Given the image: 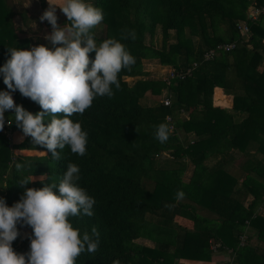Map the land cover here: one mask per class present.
<instances>
[{"label": "trees", "instance_id": "trees-1", "mask_svg": "<svg viewBox=\"0 0 264 264\" xmlns=\"http://www.w3.org/2000/svg\"><path fill=\"white\" fill-rule=\"evenodd\" d=\"M85 2L104 14L101 24L91 30L97 46L116 39L136 62L131 70L119 73L120 88L112 86L111 98L97 96L83 115L69 117L88 134L84 156L72 153L66 145L57 150L61 159L55 160L30 136L13 145L0 131V198L12 207L27 188L58 186L71 163L80 169L78 186L96 203L92 217L81 213L68 220L81 237L85 232L91 235L93 227L100 234L97 251L81 253L75 264H113L117 260L120 264H209L220 258L208 250L209 243L220 245L218 253L230 249L231 264H264V13L255 21L246 20V41L235 28L245 20L247 10L260 8L263 0ZM23 3L0 0V67L10 59L8 49L52 48L47 39L28 37L36 32L31 24L44 27L46 36L51 34V25L40 21L48 3L37 0L39 16ZM58 25L67 27L70 22L64 15ZM156 29L161 37L153 45ZM132 32L135 40L129 35ZM231 41L236 42L232 52L201 62L206 50ZM89 56L95 59L94 52ZM146 60L174 71L184 70L192 61L198 65L183 80H165L160 75L147 79L157 73L142 70ZM126 79L133 80L132 84ZM215 88L231 97L229 109L212 106ZM2 91L9 90L0 74ZM162 91L165 95L161 97ZM10 94L26 111L34 115L42 111L18 90ZM219 98L215 90V104ZM4 115L5 123L11 124L8 130L23 134L14 111ZM50 120L45 117L46 124ZM161 124L179 127L174 134L169 131L164 143L155 136ZM190 135L192 144L187 140ZM215 146L222 151L205 156L204 150ZM14 150H41L47 155L21 156ZM208 160L216 161L208 165ZM232 161L236 167L231 166ZM17 163L23 165L21 170L16 169ZM187 165L194 166L196 175L183 183L181 175ZM30 176H45L46 180L21 186ZM180 191L182 199L177 198ZM17 228L27 235L21 239L19 235L12 247L16 253L26 254L32 229ZM241 237L243 245L239 246ZM140 239L151 246L139 245Z\"/></svg>", "mask_w": 264, "mask_h": 264}, {"label": "clouds", "instance_id": "clouds-1", "mask_svg": "<svg viewBox=\"0 0 264 264\" xmlns=\"http://www.w3.org/2000/svg\"><path fill=\"white\" fill-rule=\"evenodd\" d=\"M48 5L40 21H47L52 27L51 34L45 37L52 48L41 45L30 50L8 49L10 59L0 67L3 83L9 90L0 92V131L5 127V112L13 110L16 125L24 136H30L35 145L46 148L53 159L60 160L57 150L66 145L74 154L86 153L88 134L69 117L83 115L97 96L111 98L112 86L120 88L119 73L131 70L136 61L116 39H107L97 46L91 30L104 20L101 9L85 0H64L61 7L49 2ZM57 8L67 17L69 26L58 25ZM129 35L135 40L134 32ZM93 52L94 60L89 56ZM17 90L42 111L34 115L17 106L10 94ZM48 116L51 120L46 124ZM155 136L159 142H166L168 125H159ZM22 168V164H16L17 170ZM79 173V167L70 163L58 186L53 183L41 189L27 188L12 207L0 198V264H75L81 253L97 251L100 243L97 229L93 227L91 235L85 232L81 237L68 220L81 213L94 215L96 201L78 186ZM35 179L30 176L20 185L26 186ZM39 180L44 183L46 177ZM183 197L182 191L177 193L178 199ZM17 225L32 229L30 251L26 254H18L12 247L20 235Z\"/></svg>", "mask_w": 264, "mask_h": 264}, {"label": "built area", "instance_id": "built-area-1", "mask_svg": "<svg viewBox=\"0 0 264 264\" xmlns=\"http://www.w3.org/2000/svg\"><path fill=\"white\" fill-rule=\"evenodd\" d=\"M264 13V0H263V5L260 8H256V7H250L247 12L245 13V20L244 21H240L236 24L235 28L238 32V35L240 37L241 40L246 41L249 35V28L248 25L246 23V20H253L255 21L257 16ZM236 42H227V43H223V44H217L215 45L213 48H210L208 50H206L201 57V62H207L212 60L213 58L217 57L220 54H226V53H230L235 49V44ZM198 63L197 61H192L189 63V65L184 69V70H180V71H174L173 69L169 68L167 75H165V80H169L172 79L174 77L183 80L185 78H189L191 77L193 71L196 69ZM164 105H167L168 102L166 100H164L163 102ZM166 121L169 122V119L166 117ZM8 126L9 123L6 122L5 123V128L3 129V131H1V133L3 134V136L7 139V141H9L12 144V132L10 130H8ZM169 131L171 133H174L175 130L172 127V125L169 126ZM246 223V222H245ZM247 224V223H246ZM243 245V237L240 238V242H239V246ZM209 246L211 247V251L214 252L211 253L213 255H217L216 252H218V248H219V244L218 243H209ZM232 255L233 252L230 249H225L223 252L218 253V256H221V258H217L220 260V262L218 263L216 260H212L209 262V264H231L232 263ZM217 257V256H215ZM184 264H193V263H184ZM204 264V263H203Z\"/></svg>", "mask_w": 264, "mask_h": 264}, {"label": "rangeland", "instance_id": "rangeland-1", "mask_svg": "<svg viewBox=\"0 0 264 264\" xmlns=\"http://www.w3.org/2000/svg\"><path fill=\"white\" fill-rule=\"evenodd\" d=\"M47 2H49V3H51L52 1L53 2H55L56 0H46ZM60 2V4H57V6L58 7H61V6H63V3H64V0H59L58 2H55V3H59ZM23 4H25L24 6L25 7H30V10L32 11V9H34V10H36L34 13L36 14V16H39L38 15V3L36 2V0H24V3ZM32 7H34V8H32ZM61 13V10L58 8L57 10H56V16L58 17V20H57V23H58V21H60V19L62 18V16H64V14L63 15H61V16H59V14ZM37 25H35V24H31V28H32V31H36V32H33L32 33V36H29L28 35V37H30V39H45V37H46V34L44 33V27H38ZM97 35H99V31H97ZM171 34L170 35H172V32H170ZM160 32L158 31V29H156L155 30V32H154V35H153V38H152V43H153V45L155 44V45H158L159 44V42H160ZM172 38V37H171ZM148 39H149V37L146 35L145 36V43L146 44H148ZM172 40V39H171ZM31 47H32V45H31ZM34 47V46H33ZM169 66H162V65H159L157 62H155V61H153V60H146V61H143L142 62V70L144 71V72H155V73H157V75H155V76H148V78L147 79H155L158 75H160L161 77H165V75H167V72H168V70H169ZM146 78V77H145ZM144 78V79H145ZM126 81H128L127 83L128 84H132V82H133V80H131V79H126ZM213 94V93H212ZM165 95V91H162L161 92V97L162 96H164ZM174 128V130L175 129H178V128H176V127H173ZM172 134H174V133H172ZM177 136H178V134H176ZM178 138H179V136H178ZM193 135H190L188 138H187V140H188V143L189 144H192L193 143ZM187 146H184V147H182V148H186ZM215 151H222V147H218V146H215V147H210V148H208V149H206V150H204V154H205V156H209L211 153H213V152H215ZM163 155L165 156L166 154L165 153H163ZM237 156V155H236ZM235 156V157H236ZM238 158V157H237ZM215 161L216 160H208L207 162H208V165H211V164H213V163H215ZM188 166H191V165H187V167ZM231 166L232 167H236V164L232 161L231 162ZM193 170H194V166H191L190 168H189V170H187V171H184L183 173H182V175H181V179H182V181H183V183H185V182H187L188 180H191V178H192V176H193V174L194 175H196L194 172H193ZM230 172H231V170H230ZM232 173V172H231ZM36 178V177H35ZM39 178L40 177H38V178H36L35 179V181H37V180H39ZM239 178V177H238ZM238 181L240 182V179H238ZM27 235V232H25V231H23L21 234H20V239L21 238H24L25 236ZM137 243L139 244V245H145V246H151V244L149 243V242H147V241H145V240H142V239H140V240H138L137 241ZM208 250H210L211 251V247L209 246L208 247ZM212 252V251H211ZM212 253H214V252H212ZM217 253V255H218V252H216ZM221 253V252H220ZM220 258H221V256H220ZM214 260H216L218 263L220 262V260L219 259H214Z\"/></svg>", "mask_w": 264, "mask_h": 264}, {"label": "crops", "instance_id": "crops-1", "mask_svg": "<svg viewBox=\"0 0 264 264\" xmlns=\"http://www.w3.org/2000/svg\"><path fill=\"white\" fill-rule=\"evenodd\" d=\"M59 0H56L55 2H58ZM37 2V0H36ZM47 2V1H46ZM55 2H51L52 4L56 5L60 4L59 3H55ZM48 3V2H47ZM58 7V6H57ZM264 41V40H263ZM215 90H217V92H219L220 98L217 100V103H214V94H215ZM212 96H211V104L214 107H220V108H225V109H229L231 107V97L230 96H226L222 93V91L218 88L213 89L212 91ZM25 136L23 134L17 133V132H13L11 140H12V144L13 145H17L19 143H21V141L23 140ZM22 138V139H21ZM14 154L15 155H21V156H42L45 155L44 151L41 150H14ZM191 166L186 167V169L184 171L189 170ZM38 178V177H36Z\"/></svg>", "mask_w": 264, "mask_h": 264}]
</instances>
